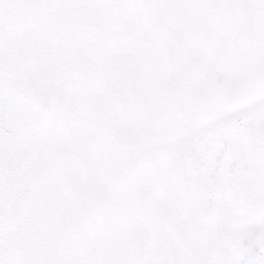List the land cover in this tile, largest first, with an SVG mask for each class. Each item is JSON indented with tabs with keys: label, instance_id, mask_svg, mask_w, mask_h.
<instances>
[{
	"label": "snow or ice",
	"instance_id": "snow-or-ice-1",
	"mask_svg": "<svg viewBox=\"0 0 264 264\" xmlns=\"http://www.w3.org/2000/svg\"><path fill=\"white\" fill-rule=\"evenodd\" d=\"M0 264H264V0H0Z\"/></svg>",
	"mask_w": 264,
	"mask_h": 264
}]
</instances>
